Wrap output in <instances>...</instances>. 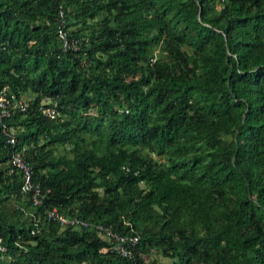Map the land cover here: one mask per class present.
I'll return each instance as SVG.
<instances>
[{
	"label": "trees",
	"instance_id": "16d2710c",
	"mask_svg": "<svg viewBox=\"0 0 264 264\" xmlns=\"http://www.w3.org/2000/svg\"><path fill=\"white\" fill-rule=\"evenodd\" d=\"M1 85L0 264H264V0H0Z\"/></svg>",
	"mask_w": 264,
	"mask_h": 264
},
{
	"label": "built area",
	"instance_id": "2783aa9c",
	"mask_svg": "<svg viewBox=\"0 0 264 264\" xmlns=\"http://www.w3.org/2000/svg\"><path fill=\"white\" fill-rule=\"evenodd\" d=\"M63 13L61 10L58 11V27H57V37L61 41L63 47H74V42L72 39H67L64 29L61 25L63 23ZM26 101L20 97H16L15 94L8 89L6 85L0 86V118L9 117V115L15 109H23L25 107ZM46 113L52 116L51 108H46ZM0 130L5 135L6 141L10 144L16 142V136L13 133V129L5 121H1ZM22 148V147H21ZM21 148H14L10 152L9 161L12 167L20 172L21 184L20 189L22 191L30 192V199L33 204H39L43 193L40 191L39 186L31 181V169L29 164L23 158L21 153ZM45 215L47 217L55 219L59 224H70L77 226L88 225L86 220L80 219L76 216H67L59 212L55 207H50L45 210ZM97 230V233L102 239L109 240L112 242V247L123 256H130L131 251L129 246L136 242V235H121L112 231L108 226L102 225L100 223H95L92 225ZM4 249V246L0 242V251Z\"/></svg>",
	"mask_w": 264,
	"mask_h": 264
},
{
	"label": "rangeland",
	"instance_id": "374dc122",
	"mask_svg": "<svg viewBox=\"0 0 264 264\" xmlns=\"http://www.w3.org/2000/svg\"><path fill=\"white\" fill-rule=\"evenodd\" d=\"M23 98V97H22ZM149 256H155L158 260L160 261H168V258L156 253V252H151Z\"/></svg>",
	"mask_w": 264,
	"mask_h": 264
}]
</instances>
